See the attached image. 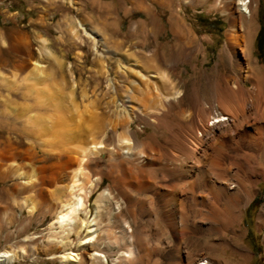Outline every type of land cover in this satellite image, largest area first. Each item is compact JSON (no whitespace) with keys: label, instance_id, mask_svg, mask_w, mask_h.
Masks as SVG:
<instances>
[{"label":"bare ground","instance_id":"bare-ground-1","mask_svg":"<svg viewBox=\"0 0 264 264\" xmlns=\"http://www.w3.org/2000/svg\"><path fill=\"white\" fill-rule=\"evenodd\" d=\"M203 1L208 4L212 0ZM213 1L216 7L219 6L218 10H225L229 17L226 43L211 72L204 68L206 60L203 62L197 80L191 90L185 92V109L181 108L183 95L178 84L161 66V60L167 64L168 57L177 52L184 55L185 49H193L197 44L189 28L179 20L170 23L173 45L163 43L159 31L152 29L153 50H147L145 36L148 28L142 26L144 40L135 64L147 84L124 95L126 104L123 109L130 116L129 124L139 123L137 115L143 114L152 119L156 128H161L172 119L174 106L179 108L178 117L185 122V136H182L185 138L176 141L175 145L183 152L176 149L177 153L183 154V159L175 158V154L162 160V148H157L160 152L155 155H147L144 147H147L146 151L153 150V145L148 143L145 146L138 139H129V130L126 137H119L114 148L108 149V145L98 142L81 148L77 166L68 177L64 173L68 163L47 165L49 160L44 158L42 165L36 167L35 181L45 188H53L62 180L68 181L62 187L63 195L56 199L58 209L52 224L62 230V237H51V242L62 254L51 255L49 259H59L62 264H109V260L113 264H228L214 257V253L224 251L231 253L241 264H251L252 253L243 243L248 235L243 230L244 217L256 202L264 183V64L256 56L259 3L256 0ZM78 27L94 40L98 50L101 46L93 36L96 32H88L80 21ZM38 56L41 59L43 51ZM42 68L38 60L29 71L21 69L10 77L0 76V81L6 82V86H0V91L7 88V83L15 88L35 89L45 79ZM17 91L15 94L22 99L30 96L29 91L24 94L19 89ZM135 93L140 100L136 99ZM16 131H19L16 122L8 124L0 119L1 180L9 178V173L16 169L13 164L8 166L9 171L5 169L6 162L15 157L19 156L34 167L35 152L30 148L18 152L13 141L8 138L2 141L7 133ZM153 139L159 147L158 140ZM109 154L117 156L123 167L125 181L120 178L117 187L119 200L112 193L116 181L113 173L107 172L110 174L100 177L97 171L101 158ZM133 158L142 164L140 179L124 163L125 159ZM18 170L12 176L23 179V172ZM85 178L89 184L85 183ZM105 178L113 185L97 195ZM33 188H23V194L31 193ZM131 188L144 197L134 192L133 195ZM45 190L41 188L40 197L52 207L51 197ZM257 229L264 233V205L257 218ZM74 235L79 239L78 249L82 253L73 251L75 247L71 239ZM26 256L24 250L18 253L2 251L0 264L19 263Z\"/></svg>","mask_w":264,"mask_h":264},{"label":"rangeland","instance_id":"rangeland-1","mask_svg":"<svg viewBox=\"0 0 264 264\" xmlns=\"http://www.w3.org/2000/svg\"><path fill=\"white\" fill-rule=\"evenodd\" d=\"M256 1L259 3L260 25L256 56L261 64H264V0ZM97 2L103 8L99 9L93 5ZM214 2L212 0L205 4L203 0H0V76L10 77L21 69L29 71L38 60L41 61L42 71L45 73L42 85L40 83L35 89H16L11 83H7L11 92L7 88L0 91V119L6 120L8 124L16 122L19 129L7 133L2 141L8 138L14 142L18 152L30 148L36 155L34 167L19 156L6 162L7 171L13 165L15 170L21 168L23 179L12 176L15 170L9 173L10 177L6 180L0 179V252L18 253L24 250L27 253L24 261L13 264H62L59 259L52 260L49 256L62 254L58 246L55 247L51 242L52 236H63L62 230L57 225L52 227V224L58 209L56 199L63 195L62 187L68 181L62 180V183L54 184L53 188H45L40 182H36V169L42 165L44 158L49 160L50 164L47 165L68 163V167L64 169L68 177L71 175L70 171L77 166L81 148L97 142L108 145V149L114 148L118 145L119 137H126L131 130L129 135L127 134L129 139H138L145 146L148 143L153 145V150L146 151L147 147H144L143 151L147 152V155H155L162 148V160L175 154V158L183 159V152L175 145L176 141L185 138L182 137L185 136V122L180 121L178 117L179 108L174 106L172 119L161 129L156 128L152 119L143 114L137 115L140 117L139 123L129 124L130 116L123 107L128 92L142 89L147 84L146 80L141 79V69L135 64L138 60L137 54L141 50V41L144 40L141 37L142 26L147 25L148 28L145 36L147 50H153L152 29L159 31L163 43L173 45L174 36L170 23L179 20L189 28L197 44L193 49H185L184 55L177 52L168 57L169 63L166 64L164 60L160 63L164 72L171 73L178 84V89L183 95L181 108L185 109V92L191 90L193 82L199 76L198 73L203 69V62L206 60L204 68L211 72L226 43L229 17L225 10H218L219 6L216 7ZM5 16H8V23L5 22ZM78 21L86 25L88 32H96L93 36L100 41L101 47L98 50L94 40L85 36L78 27ZM15 48L20 51H14ZM42 51L44 56L41 60L38 53ZM0 86H6V82L0 81ZM18 89L23 94L29 91L28 100L15 94ZM136 99L140 100L141 97L137 95ZM153 138L158 140L159 147L153 142ZM176 149L182 153H177ZM116 157L109 154L99 159L97 171L100 177L113 173L116 187H112V193L119 200L121 198L117 187L120 178H123L121 181H125V178L123 167L120 166L121 160ZM134 160L136 158L125 159L124 163L126 162V167L139 178L142 164L139 159ZM86 182L89 184L90 181L85 178ZM109 185L113 184L105 178L101 189L96 192L97 195ZM15 188L17 191L14 192ZM23 188H33V191L23 194ZM41 188L46 189L51 197L52 207L41 199ZM260 189L261 193L256 202L246 211L247 214L245 213L243 225L244 232L248 234L243 243L252 253L251 264H264V233L257 229V218L264 205V183ZM130 192L144 197L132 188ZM90 207L94 215L93 205ZM84 235L85 233L81 238ZM71 241L75 247L73 251L82 253L78 249L79 239L74 235ZM223 252L214 253V257L220 262L241 264L231 253ZM108 262L113 264L112 260Z\"/></svg>","mask_w":264,"mask_h":264},{"label":"crops","instance_id":"crops-1","mask_svg":"<svg viewBox=\"0 0 264 264\" xmlns=\"http://www.w3.org/2000/svg\"><path fill=\"white\" fill-rule=\"evenodd\" d=\"M93 5H94L95 7H98L99 9H100V8H103L101 4H98V2H97V3H94ZM3 20H4V18H3ZM5 22H6V23L9 22V20H8V16H5Z\"/></svg>","mask_w":264,"mask_h":264}]
</instances>
